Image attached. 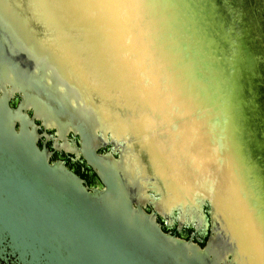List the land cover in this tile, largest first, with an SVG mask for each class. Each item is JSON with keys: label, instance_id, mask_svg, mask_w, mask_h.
<instances>
[{"label": "water", "instance_id": "obj_1", "mask_svg": "<svg viewBox=\"0 0 264 264\" xmlns=\"http://www.w3.org/2000/svg\"><path fill=\"white\" fill-rule=\"evenodd\" d=\"M117 2L0 0V264H256L246 252L243 210L258 222L264 242L263 5ZM122 22L138 38L124 53ZM148 59L165 90L181 81L184 92L175 102L189 121L211 124L213 143L201 136L193 147L206 151L201 177L212 191L194 195L189 209L176 202L166 208V184L150 154L134 149L129 132L116 137L114 119L105 116L137 113L140 101L116 94L109 102L77 80L81 74L108 84L126 79L136 93ZM41 127L64 138L77 133L102 187L88 189L63 162H50L38 140L51 135L40 134ZM108 134L115 145L122 141L119 159L96 153ZM148 203L155 212L144 209ZM175 210L193 215L197 231L209 226L203 245L162 230L157 213Z\"/></svg>", "mask_w": 264, "mask_h": 264}, {"label": "bare ground", "instance_id": "obj_2", "mask_svg": "<svg viewBox=\"0 0 264 264\" xmlns=\"http://www.w3.org/2000/svg\"><path fill=\"white\" fill-rule=\"evenodd\" d=\"M114 1L117 6V0ZM256 2L261 6L263 5L264 7V0H256ZM99 3L104 6L102 1ZM107 7L109 10H111L110 7H113L112 10L115 13V5L112 2H107ZM117 17L118 14L116 13L115 17L113 18H115L117 21ZM121 24L122 30L119 33V40L123 46L124 53L127 50L124 48L125 45H127L128 42L132 43L137 37L135 34L130 35V32H127V28L129 26H124V22ZM118 32L119 31L117 30L114 31L116 38ZM259 44H262V41H260ZM60 52L68 57V52L64 53L63 48H61ZM151 56L154 58L153 60H155L153 54ZM139 57L140 56H138V59L141 60ZM134 63L136 64L135 61ZM144 65L146 69L145 75L142 76L143 79H135L140 81L141 86V90L137 91L136 93L134 91L135 86L130 80L128 85L130 83L134 87L129 85V88L131 87V92L127 94L121 91L120 88H124L123 85H119L117 79L115 84L114 82H110L109 85L104 81V79H83V74H81L82 79L77 80L82 82L85 86L86 84L91 83V87L96 88L99 94L103 95V97L109 102L116 94L125 95L126 97H136L137 102L138 100L140 101L143 108L138 110L137 113L135 111L131 115L121 116L116 115L115 113L112 115L105 112V116H109L114 119L115 123L113 124H115L116 127V137L128 135L127 132H129V135L133 136L132 138L136 140L134 149L137 150L138 147H142L150 154L154 161L152 162V169L155 171L159 180L162 181L163 186V180L166 184V186H164V189L166 188V199L163 201L166 208L170 209L172 203L176 202L180 203L181 205L183 204L182 208L184 210L189 209V206L194 207V195H205L206 193L209 194L212 191L211 182L201 177L204 163L207 159L203 157L201 158V156L206 153V151H204L203 148H200L198 145L196 149L193 147V142L196 139H199L201 136L205 139L207 144L213 143L214 140L210 134L211 124L208 125V123H206V118L204 120L203 127L201 126V123L197 125L193 124L189 121L190 118L186 115L188 111L178 108L179 106L175 102L178 96L176 93L178 92L181 95L184 92V87L180 86L181 81H179L180 84H174V87L171 86V88L165 90V87H163L162 83L163 79H158L159 77L158 71L156 70V62H151L148 59ZM71 66L73 65L71 64ZM165 80L168 81L169 79ZM171 81L175 82L173 79H171ZM111 85H115V87L118 88V93L111 89L113 88ZM107 86H110L111 88ZM131 102L133 103V101ZM124 138H126V136ZM188 141H190V143H188ZM184 148L187 149L189 154L184 153ZM189 148H193V150ZM208 152L207 153L209 157L214 156V159L216 158V150L211 149L208 150ZM178 170H182V172H179ZM232 188L233 191H241L239 186L237 187L234 183ZM235 192L232 193L235 194ZM242 197L244 198V201H246L245 196L242 195ZM184 212L185 211H183L181 215L182 218H185L186 214L187 217L192 218L193 215H188L189 213ZM194 215L196 216L195 218H198L197 222H200V216L198 214ZM243 215H245L244 224L246 226L249 240V246H247L246 252L250 258L255 260L256 264H264V242L262 241V233L259 230V224L254 219L253 222L250 220L251 216L249 212L245 213L243 210Z\"/></svg>", "mask_w": 264, "mask_h": 264}, {"label": "flooded vegetation", "instance_id": "obj_3", "mask_svg": "<svg viewBox=\"0 0 264 264\" xmlns=\"http://www.w3.org/2000/svg\"><path fill=\"white\" fill-rule=\"evenodd\" d=\"M15 98L18 99V96L16 95ZM11 103H14V100H12ZM156 118L158 119L157 116ZM38 123L40 124V122ZM39 132L40 134L45 132V134L51 135L50 138L42 136L38 140V146L40 148L45 147L48 150L50 162H63L67 168H69L83 180L84 185L87 186L88 189L102 187V181L97 175L96 170L88 163L80 151L81 139L77 133L70 131L64 138L59 135L58 131L54 128L45 130L43 127H41ZM121 143L122 141H118V144L115 145L112 137H110L108 134L103 145H98L96 153L113 156L114 158L119 159ZM144 209L149 213L155 212L156 210L154 205L150 203L146 204ZM207 210L208 208L204 206L203 211L206 213L208 218ZM178 213V210H175L172 213H157L156 219L162 230L183 239L192 238L193 241L203 245L206 242L209 234V226L206 228V230L197 231L195 222L196 220L193 219L194 217L191 219V221H183L180 220L181 216Z\"/></svg>", "mask_w": 264, "mask_h": 264}, {"label": "rangeland", "instance_id": "obj_4", "mask_svg": "<svg viewBox=\"0 0 264 264\" xmlns=\"http://www.w3.org/2000/svg\"><path fill=\"white\" fill-rule=\"evenodd\" d=\"M117 82L119 83V85H123V88H124V89L127 88L126 92L128 93V90H130V88H129V85H128L126 79H117ZM126 83H127V84H126ZM126 85H127V87H126ZM189 149L193 150V148H189ZM184 153H188V154H189V152H188L187 149H185V148H184ZM200 167H201V166H200ZM183 168H184V167H183ZM178 171H179V172H182V170H178ZM183 172H184V169H183Z\"/></svg>", "mask_w": 264, "mask_h": 264}]
</instances>
